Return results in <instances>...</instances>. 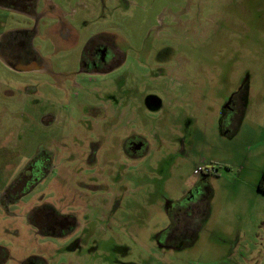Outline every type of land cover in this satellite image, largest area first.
Returning <instances> with one entry per match:
<instances>
[{"label": "rangeland", "instance_id": "374dc122", "mask_svg": "<svg viewBox=\"0 0 264 264\" xmlns=\"http://www.w3.org/2000/svg\"><path fill=\"white\" fill-rule=\"evenodd\" d=\"M41 2L48 14L31 44L51 73H21L0 58V192L37 145L52 147L36 133L47 114L67 149L74 128L96 119L106 148L113 135L144 146L94 167L69 161L89 185L74 197L87 207L76 205L83 229L74 250L76 236L35 238L13 206L0 207V264L25 254L56 264H264V0H54L75 11L67 43L51 28L57 12ZM22 23L0 7V37ZM98 44L120 55L103 64L106 75L83 71ZM55 173L23 204L42 193L53 200L44 183ZM202 187L212 190L203 215L168 242L170 212Z\"/></svg>", "mask_w": 264, "mask_h": 264}, {"label": "flooded vegetation", "instance_id": "af4514ba", "mask_svg": "<svg viewBox=\"0 0 264 264\" xmlns=\"http://www.w3.org/2000/svg\"><path fill=\"white\" fill-rule=\"evenodd\" d=\"M46 3L50 4V10L57 12L51 22V28H55V36L60 42L73 41L75 33L71 17L74 16L75 11L72 9L69 11L62 10V7L56 4L54 0H46ZM0 7L12 10L23 17L21 28L8 31L0 37V58L3 59L2 61L21 73H51L49 63L41 58L31 44L37 33V23L48 14L49 5L45 8V3L42 4L41 0H0ZM33 21L36 22L34 26ZM99 48L101 51L98 50ZM119 58L120 55H117V53L112 54L108 46L98 44L94 49L90 62L87 63L92 69L85 68L86 64L84 63L83 71L95 75H106L108 72H106L103 64L109 61L116 65ZM232 99L234 98L232 97ZM231 100L229 101L231 107L240 115L242 112L241 103L237 102L236 104L235 101ZM235 118H237V115L231 117L232 122ZM53 121L54 117L50 114L41 116L39 120H36L41 128L46 127L44 132L39 133L38 129L36 133L41 136L44 143H50L52 147L37 145L32 154H27L23 158V164L17 174L2 187L0 207L9 209L10 206H13V216L10 213L9 216L14 219L20 213V217H18L31 229L30 233L35 238L46 236L63 239L76 236V238L73 237L72 241L73 247L71 249L74 250L78 245L77 242L80 241L78 233L83 229L78 221V215L82 213L78 206H82V210L87 208L83 204L85 202L81 199L75 201L74 197L80 194L81 189L89 187V185L85 181L87 175L75 178L77 173H71L69 161L72 162L73 159H77L79 164L87 163L94 167L93 165L97 164L99 160L100 163L105 162L109 156L115 158L117 154L124 150L131 156L139 155L143 151L144 143L133 139L132 136L122 142L118 135H113L110 139L111 145L106 148L105 139L103 138L105 135H102L105 132L102 130L104 121L96 119L91 125L83 124L74 128L71 139L75 142L74 147L73 149H67L66 144L69 142L64 143L57 139L58 144L56 143V134L50 129ZM43 133H47V135L43 136ZM69 145L71 146V143ZM54 172L56 173L48 177L49 179L44 183V186L48 191L55 192V198L46 201L43 200L44 193L36 194L33 199H29V202L27 200V202H24L27 204H23L25 195L29 194L35 187L43 184L47 176ZM194 173L199 172L194 171ZM201 173L206 177L210 171ZM71 177L74 179V184L70 183L72 181ZM202 188L203 193L200 197L193 199L189 195L187 199L182 198L183 200H179L177 203L179 208H176L172 213L170 212L172 224L171 230L166 236L168 242H176L183 236L190 235L194 221L201 214L203 215L208 201L207 197L212 190L211 187ZM20 208L21 210L23 208V211ZM6 212L8 213L9 210ZM51 256L46 258L42 255L25 254L23 257L21 256L20 264H56V258L51 259Z\"/></svg>", "mask_w": 264, "mask_h": 264}, {"label": "trees", "instance_id": "16d2710c", "mask_svg": "<svg viewBox=\"0 0 264 264\" xmlns=\"http://www.w3.org/2000/svg\"><path fill=\"white\" fill-rule=\"evenodd\" d=\"M257 189L264 194V169L262 170L257 181Z\"/></svg>", "mask_w": 264, "mask_h": 264}, {"label": "built area", "instance_id": "2783aa9c", "mask_svg": "<svg viewBox=\"0 0 264 264\" xmlns=\"http://www.w3.org/2000/svg\"><path fill=\"white\" fill-rule=\"evenodd\" d=\"M195 172H209L210 169L207 167H197V169L194 170Z\"/></svg>", "mask_w": 264, "mask_h": 264}]
</instances>
